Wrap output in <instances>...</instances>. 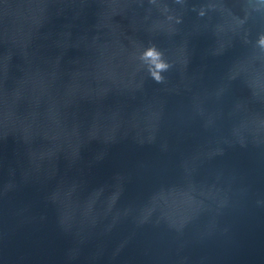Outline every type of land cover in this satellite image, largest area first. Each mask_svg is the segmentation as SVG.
Wrapping results in <instances>:
<instances>
[{
  "label": "water",
  "instance_id": "obj_1",
  "mask_svg": "<svg viewBox=\"0 0 264 264\" xmlns=\"http://www.w3.org/2000/svg\"><path fill=\"white\" fill-rule=\"evenodd\" d=\"M0 264H264V0H0Z\"/></svg>",
  "mask_w": 264,
  "mask_h": 264
}]
</instances>
